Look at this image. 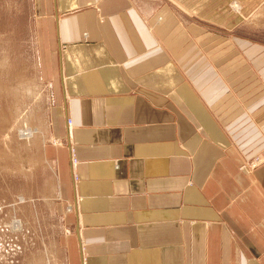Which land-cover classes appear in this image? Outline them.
<instances>
[{
	"label": "crops",
	"instance_id": "obj_1",
	"mask_svg": "<svg viewBox=\"0 0 264 264\" xmlns=\"http://www.w3.org/2000/svg\"><path fill=\"white\" fill-rule=\"evenodd\" d=\"M231 1L34 0L70 264H264V44L202 20Z\"/></svg>",
	"mask_w": 264,
	"mask_h": 264
},
{
	"label": "rangeland",
	"instance_id": "obj_2",
	"mask_svg": "<svg viewBox=\"0 0 264 264\" xmlns=\"http://www.w3.org/2000/svg\"><path fill=\"white\" fill-rule=\"evenodd\" d=\"M219 10L214 22L202 19L210 29L264 44V0H233ZM36 14L34 0H0V264H70L74 248L72 216L45 155L65 141L53 135ZM258 156L251 166L264 158Z\"/></svg>",
	"mask_w": 264,
	"mask_h": 264
},
{
	"label": "bare ground",
	"instance_id": "obj_3",
	"mask_svg": "<svg viewBox=\"0 0 264 264\" xmlns=\"http://www.w3.org/2000/svg\"><path fill=\"white\" fill-rule=\"evenodd\" d=\"M235 8H236V7H235ZM239 8H240V7H239ZM71 125H72V124H71ZM71 125H70V126H71ZM30 166H31V165H30Z\"/></svg>",
	"mask_w": 264,
	"mask_h": 264
}]
</instances>
